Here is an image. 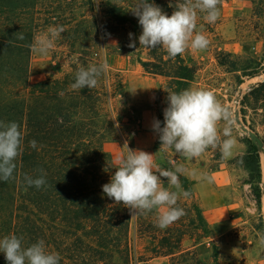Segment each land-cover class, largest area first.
I'll return each instance as SVG.
<instances>
[{"label":"rangeland","instance_id":"obj_1","mask_svg":"<svg viewBox=\"0 0 264 264\" xmlns=\"http://www.w3.org/2000/svg\"><path fill=\"white\" fill-rule=\"evenodd\" d=\"M149 2L171 15L176 3L182 0ZM134 3L135 0H100L97 7L94 0H10L5 30L15 42H20L21 34L29 41L26 55L14 54L11 58L16 71L12 72L14 87L10 104L21 103L23 97L14 92L19 86L27 94L37 82L75 73L85 63L89 66L106 61L109 70L103 76L112 95L106 108L114 127L104 149L111 159L112 175L116 158L126 154L125 142L131 149L155 154L154 171L183 165L187 172L180 176L194 182L197 205L214 235L212 239H200L194 246L200 264H214L212 244L217 247V264H264V246L259 243L264 235V199L260 198L257 210L247 174L235 161L245 154L248 141L257 142L252 134L264 139V94H247L255 84L264 82V0H221L220 16L215 23H208L203 19L204 14L198 13L196 30L208 38L209 45L204 50L189 49L181 55L186 63L198 68L189 88L211 90L231 111L233 136L238 146L230 158H222L219 148L210 147L199 158L191 160L171 149L158 152L161 145L152 125L158 120L160 87L167 80L142 71L140 61L145 58V50L140 46L128 47L127 41L134 40L133 36L131 40L129 37L131 29L118 27L102 13L107 4L130 10ZM54 25L65 28L55 47L47 56L33 53L30 49L33 37ZM227 53L236 62L235 71L226 72L217 64L216 58ZM18 65L26 67L22 79H19ZM223 126L221 122L220 127ZM201 174H207L210 179H202ZM162 179L168 187L166 179ZM258 187L262 196L264 148L260 155ZM100 194L112 200L103 193L102 185ZM186 203L189 201L184 197L178 200L182 208ZM148 264L171 263L167 258H154Z\"/></svg>","mask_w":264,"mask_h":264},{"label":"trees","instance_id":"obj_2","mask_svg":"<svg viewBox=\"0 0 264 264\" xmlns=\"http://www.w3.org/2000/svg\"><path fill=\"white\" fill-rule=\"evenodd\" d=\"M9 3L0 0V120L18 122L24 139L14 178L0 181V238L16 234L23 237L25 246L42 239L48 251L59 253L60 264H148L154 258H167L171 264H200L194 246L200 239H212L214 235L197 205L192 181L179 177L182 188L190 192L186 198L189 203L183 208L186 214L166 229L156 226L155 211L132 216L122 203L101 196L100 186L112 175L104 144L114 127L106 108L112 95L104 76L96 87L79 90L70 87L74 72L37 82L27 94L19 86L14 92L23 99L15 106L10 104L12 72L16 71L11 58L14 54L26 55L29 41L15 42L8 36L5 27ZM102 13L118 27L128 26L133 41L140 46L142 28L131 11L107 4ZM140 48L145 50V58L140 61L142 71L167 80L157 99V119L163 125L167 91L188 89L198 68L186 63L181 55L169 57L162 47ZM219 57L217 64L226 72L236 70V62L228 53ZM17 69L22 79L26 67L18 65ZM247 94H264V82L255 84ZM251 137L257 142L248 141L245 154L235 161L247 174L259 210L264 139L255 133ZM31 140L37 142L36 148L30 146ZM39 169L47 174L46 185L39 189L27 187L25 174L35 177ZM212 245V260L217 264V247ZM0 264H7L3 253Z\"/></svg>","mask_w":264,"mask_h":264},{"label":"clouds","instance_id":"obj_3","mask_svg":"<svg viewBox=\"0 0 264 264\" xmlns=\"http://www.w3.org/2000/svg\"><path fill=\"white\" fill-rule=\"evenodd\" d=\"M221 0H182L177 2L171 15L149 0H135L129 11L138 18L142 28L139 35L140 47L156 49L162 47L169 57L175 58L186 50H204L209 45L208 38L197 31L198 13L203 19L215 23L220 16L218 5ZM97 7L100 0H94ZM172 7V5H169ZM65 31L62 25L49 26L45 32L33 37L30 49L40 56H47L55 47V42ZM132 33H129L130 40ZM19 39H24L23 34ZM128 47L136 48L134 41ZM139 47V48H140ZM109 70L106 61L79 67L75 72L73 90L94 88L99 79ZM167 107L163 110V126L154 120L153 130L158 134V152L173 150L185 159L199 158L206 150L219 148L222 158H230L238 146L233 136L232 113L216 98L211 90L188 88L180 92L167 91ZM221 122L223 127L221 128ZM24 134L16 121L0 120V181L14 178L16 160L21 155ZM32 148L37 147L35 140L29 141ZM126 154L116 158V168L110 182L102 185L103 193L116 204H123L134 214H147L155 211L156 226L166 229L186 213L178 207L181 197L188 198L190 192L182 188L180 175L187 169L176 165L174 169L154 171V155L139 149H131L125 142ZM39 175L25 174L23 182L27 187L37 189L46 185V172L39 169ZM196 175L195 172L191 173ZM168 187H165L164 180ZM201 178L210 179L207 174ZM175 189V190H173ZM70 202V201H69ZM264 246V236L259 241ZM0 253L4 254L7 264H60L57 252L46 249L44 240L25 246L23 237L16 234L0 238Z\"/></svg>","mask_w":264,"mask_h":264},{"label":"bare ground","instance_id":"obj_4","mask_svg":"<svg viewBox=\"0 0 264 264\" xmlns=\"http://www.w3.org/2000/svg\"><path fill=\"white\" fill-rule=\"evenodd\" d=\"M262 199H264V190H263V193H262V196H261ZM264 202V200H263ZM263 204V203H262Z\"/></svg>","mask_w":264,"mask_h":264},{"label":"crops","instance_id":"obj_5","mask_svg":"<svg viewBox=\"0 0 264 264\" xmlns=\"http://www.w3.org/2000/svg\"><path fill=\"white\" fill-rule=\"evenodd\" d=\"M193 185H194V182H193ZM193 185H192V188H193ZM198 184H196V186H197ZM193 191H194V189H193ZM194 193H195V191H194ZM195 196H196V193H195ZM196 199H197V197H196Z\"/></svg>","mask_w":264,"mask_h":264}]
</instances>
